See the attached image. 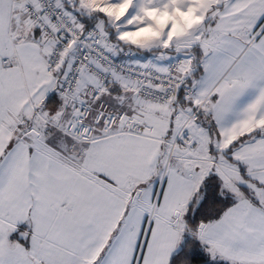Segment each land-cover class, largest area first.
<instances>
[{
  "label": "snow or ice",
  "instance_id": "snow-or-ice-1",
  "mask_svg": "<svg viewBox=\"0 0 264 264\" xmlns=\"http://www.w3.org/2000/svg\"><path fill=\"white\" fill-rule=\"evenodd\" d=\"M0 264H264V0H0Z\"/></svg>",
  "mask_w": 264,
  "mask_h": 264
}]
</instances>
